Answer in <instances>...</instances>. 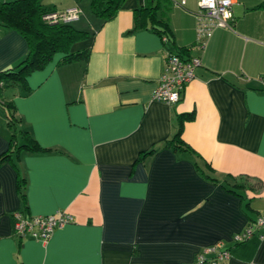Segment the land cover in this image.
Wrapping results in <instances>:
<instances>
[{"label": "crops", "instance_id": "crops-1", "mask_svg": "<svg viewBox=\"0 0 264 264\" xmlns=\"http://www.w3.org/2000/svg\"><path fill=\"white\" fill-rule=\"evenodd\" d=\"M175 1L154 9L167 39L134 28L135 10L156 0H122L107 20L90 0H42L49 11L80 8L71 23L85 35L69 52H86L64 62L57 52L26 88L3 89L14 127L39 148L12 147L0 161V264H192L217 242L229 257L203 264H264V235L233 240L264 213V0H234L231 27L202 45L196 0ZM167 50L201 59L173 104L152 98ZM26 53L19 33L0 27V70ZM182 114H192L187 147L175 149ZM14 127L0 105V154ZM17 209L73 220L43 242L13 232Z\"/></svg>", "mask_w": 264, "mask_h": 264}, {"label": "trees", "instance_id": "trees-1", "mask_svg": "<svg viewBox=\"0 0 264 264\" xmlns=\"http://www.w3.org/2000/svg\"><path fill=\"white\" fill-rule=\"evenodd\" d=\"M122 0H90L92 11L103 20L111 18L119 8ZM159 5L158 0L149 5L137 8L134 13V28L149 26L161 36L171 38L166 18L155 16L154 9ZM49 10L44 7L42 0H0V27L17 31L27 43V53L16 64L0 70V105L7 113L11 126H15L16 118L7 102L2 100L3 89L14 82H19L26 88L25 77L31 71L43 67L57 52H63L62 61H70L84 56L86 51L69 52L73 42L82 38L85 32L76 29L71 22H47L44 13ZM180 51V50H179ZM182 52V51H180ZM192 114L179 116V125L169 140L175 149L187 147L181 139L182 122ZM13 137L7 151L0 154V161L8 157L12 147L29 149L39 148L34 139L26 131L13 128ZM22 135L24 142L17 144V135ZM31 138V139H30ZM15 143V144H14ZM24 183L19 177V185Z\"/></svg>", "mask_w": 264, "mask_h": 264}, {"label": "built area", "instance_id": "built-area-1", "mask_svg": "<svg viewBox=\"0 0 264 264\" xmlns=\"http://www.w3.org/2000/svg\"><path fill=\"white\" fill-rule=\"evenodd\" d=\"M185 0L175 1L183 5ZM198 11L195 14V30L197 40L209 37L216 27H231L232 5L234 0H196ZM80 16V8L71 5L62 10L48 11L42 16L47 22H72ZM164 38H166L164 36ZM202 45V42H200ZM201 64L196 55H184L180 51L165 52V66L159 81L153 90L152 98L169 104L180 100L181 92L195 76V69ZM13 232L20 237L30 236L43 242L47 241L53 231L73 220L70 213L57 210L50 214H26L22 210H14L11 214ZM255 233L264 235V213H259L253 220L247 222L245 227L234 234L235 242H242ZM229 251L223 247L222 242L214 243L202 249L192 264L214 263L227 259Z\"/></svg>", "mask_w": 264, "mask_h": 264}]
</instances>
